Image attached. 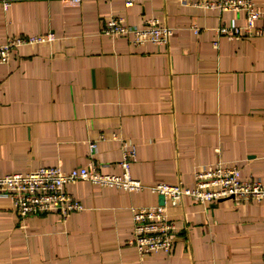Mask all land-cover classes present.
<instances>
[{
  "label": "crops",
  "instance_id": "crops-1",
  "mask_svg": "<svg viewBox=\"0 0 264 264\" xmlns=\"http://www.w3.org/2000/svg\"><path fill=\"white\" fill-rule=\"evenodd\" d=\"M111 15L136 26L157 17L173 33L167 44L134 45L103 32ZM222 23L243 25L245 14L179 0H0V44L54 36L0 63V176L43 166L120 174L125 142L146 185L71 182L83 209L65 218L22 219L0 197V264H264V199L185 196L168 208L178 226L170 253L141 256L129 243L131 208L160 204L151 185L191 187L200 165L219 161L264 183V13L250 37L218 34Z\"/></svg>",
  "mask_w": 264,
  "mask_h": 264
},
{
  "label": "built area",
  "instance_id": "built-area-1",
  "mask_svg": "<svg viewBox=\"0 0 264 264\" xmlns=\"http://www.w3.org/2000/svg\"><path fill=\"white\" fill-rule=\"evenodd\" d=\"M80 1V0H73ZM127 6L137 0H124ZM183 4L217 9L219 11H237L245 14L243 25L220 24L218 34L229 37H250L261 34L257 26L264 11L258 6L257 0H179ZM10 0H4L7 7ZM195 32H198L195 27ZM106 34L131 35V42L140 45L146 42L167 44L173 33V28L163 24L157 17L148 18L142 26L131 25L123 15L109 16L103 28ZM52 33L42 37H10L0 44V63L9 60L12 51L25 43L52 40ZM113 138L119 134L111 133ZM92 152L97 148L96 142H91ZM136 148L127 147L123 142L122 172L103 173L96 166H78L70 171H64L59 166H43L26 173H8L0 176V197L7 198L22 219L47 212H58L62 217L83 209L82 202L67 190V185L77 180H89L100 186H114L129 191L142 190L146 187L142 181L131 173V164L136 158ZM149 188L164 196V203L155 205H138L131 208L133 219V234L129 243L134 245L141 256L163 251L170 253L178 234V226L169 214L168 208L178 205L185 196L197 202L208 204L226 197L239 201L264 199V183L256 178H243L239 165L219 161L203 163L195 171L193 186L181 184L158 183Z\"/></svg>",
  "mask_w": 264,
  "mask_h": 264
},
{
  "label": "water",
  "instance_id": "water-1",
  "mask_svg": "<svg viewBox=\"0 0 264 264\" xmlns=\"http://www.w3.org/2000/svg\"><path fill=\"white\" fill-rule=\"evenodd\" d=\"M160 197H161V198H160V199H161V200H160V203H164V200H165V199H164V196L161 195Z\"/></svg>",
  "mask_w": 264,
  "mask_h": 264
}]
</instances>
